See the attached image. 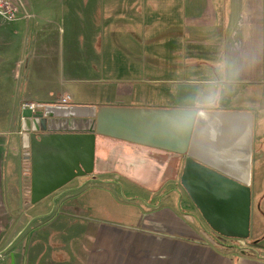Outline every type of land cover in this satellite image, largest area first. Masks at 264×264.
<instances>
[{"label":"crops","instance_id":"0c3cea01","mask_svg":"<svg viewBox=\"0 0 264 264\" xmlns=\"http://www.w3.org/2000/svg\"><path fill=\"white\" fill-rule=\"evenodd\" d=\"M26 4L21 12L32 17L0 19V108H11L0 125H11L17 138L0 132V209L10 166L29 148L18 108L67 96L69 104L97 107L196 109L188 155L252 190L251 235L237 239V246L180 195L184 156L98 136L95 178L73 180L37 203L42 212L32 218L36 225L28 240L53 226L60 250L83 253L68 258L70 264H264V0ZM114 149L123 152L113 158ZM172 170L175 175L158 186L134 179L140 173L162 183L163 173ZM106 173L132 178H97ZM168 182L172 188L163 193ZM13 189L14 184L6 200L15 199ZM94 194H111L126 210L137 208L136 219L94 217L89 213L96 204L78 201L87 195L93 200ZM26 250L33 259L39 252L35 245Z\"/></svg>","mask_w":264,"mask_h":264},{"label":"water","instance_id":"95a60500","mask_svg":"<svg viewBox=\"0 0 264 264\" xmlns=\"http://www.w3.org/2000/svg\"><path fill=\"white\" fill-rule=\"evenodd\" d=\"M198 111L185 108L37 103L21 114L29 139L31 203L95 171L98 136L184 156L182 185L223 237L251 235L252 190L188 155ZM14 264V256L12 258Z\"/></svg>","mask_w":264,"mask_h":264},{"label":"rangeland","instance_id":"374dc122","mask_svg":"<svg viewBox=\"0 0 264 264\" xmlns=\"http://www.w3.org/2000/svg\"><path fill=\"white\" fill-rule=\"evenodd\" d=\"M45 0H36L38 3H43ZM59 1V0H58ZM15 2L21 7L22 4H26V0H15ZM27 5V4H26ZM27 11V10H26ZM23 15V16H22ZM32 15L28 12H25V14L20 13L19 17L14 20L17 21L21 18H30ZM9 21V20H4ZM9 21V22H14ZM20 59H22V55L19 56ZM197 92V89L195 90ZM137 102V101H135ZM138 103V102H137ZM10 107H3L0 108V117H4V120L6 118L7 113L9 114ZM17 110V109H16ZM20 110V113L23 114L24 110L21 108H18V111ZM12 127L8 123H4L0 125V132L1 135H6V137H12ZM13 138L17 139L15 135H13ZM18 144V141H16ZM124 149V148H123ZM123 152L120 150L114 149L111 151L110 155L113 158L118 157L119 153ZM139 152V151H138ZM26 155L22 156V161L20 162L19 156L16 155L14 158V164L11 167L13 168V175L11 178H9L7 188L3 189V202L2 207L0 209V264H12V255L14 252L15 258H14V264H54V262L57 261H65L68 262L67 264H70L69 262L72 259H68L71 256H74L77 254V258L80 259V256L83 254L79 252L80 249H75L74 247H66L65 250H60L59 247V241L60 240V234L59 231H57L53 226L49 225L46 227V229H40L36 234H33L31 241L28 240V233L32 230L33 227H35V222L33 223L32 218H34V215H37V213L42 212L38 204H32L31 203V193H30V160H29V148L25 152ZM20 162V163H19ZM181 163V159H180ZM115 167V166H114ZM7 167L3 169V181L6 180L7 182ZM94 174L83 176L76 178L75 180L79 182H86L88 180L94 179ZM128 176H124L121 174L116 173H110V174H99L100 176H97V178L102 179H125V178H132V173ZM137 176L134 178L136 180H139V183H149L152 186H158L160 184H163L164 182H167L170 179V176H174L175 172L174 170L168 171L163 173V179L162 183L161 181H158L157 177L152 178L151 176L146 178L140 174L136 173ZM150 174V173H147ZM179 178L178 189L179 193L182 197L185 198V201L192 202V199L189 197L185 187L182 185L181 182V175ZM124 176V177H123ZM6 177V179H5ZM12 184H14V197L15 199H7V190L9 192V189L11 188ZM79 185V184H77ZM174 185V184H173ZM172 188V184L168 182L167 185L163 188V193L167 192ZM65 189H61L56 192V194L64 191ZM118 194L120 197L124 198L126 195L123 193V188H117ZM55 194V195H56ZM75 193L70 194L69 196H73ZM81 203H92V207L94 204H96L97 207H93V211H91L89 214H94V217L103 219V220H115V221H124V222H132L136 219L137 216V208H132L131 210H126V208L123 207V204L116 201L113 195L106 194L103 196H98V194H94V198L92 200V196L87 195L81 197L79 200ZM10 203H13L11 205ZM34 205V206H32ZM9 208V209H7ZM135 209V210H134ZM9 211V212H7ZM46 212H49V209L46 210ZM51 239V243L50 242ZM220 239V238H219ZM231 239V238H228ZM226 241H234L233 243L237 246L240 245V242L237 239H231ZM252 241V239H250ZM29 244H28V243ZM249 243V242H245ZM64 244V243H62ZM36 246L38 248V254L35 259L30 258L28 255H30V252L26 250V247H33ZM249 245V244H247ZM52 246V247H49ZM17 257V258H16ZM56 257V258H55Z\"/></svg>","mask_w":264,"mask_h":264},{"label":"built area","instance_id":"2783aa9c","mask_svg":"<svg viewBox=\"0 0 264 264\" xmlns=\"http://www.w3.org/2000/svg\"><path fill=\"white\" fill-rule=\"evenodd\" d=\"M21 12V7L14 0H0V19L14 21ZM71 97L67 96L63 99L62 103H70ZM37 103L32 101H26L22 104L21 109H31L35 111Z\"/></svg>","mask_w":264,"mask_h":264},{"label":"flooded vegetation","instance_id":"af4514ba","mask_svg":"<svg viewBox=\"0 0 264 264\" xmlns=\"http://www.w3.org/2000/svg\"><path fill=\"white\" fill-rule=\"evenodd\" d=\"M12 258H13V255H12Z\"/></svg>","mask_w":264,"mask_h":264},{"label":"trees","instance_id":"16d2710c","mask_svg":"<svg viewBox=\"0 0 264 264\" xmlns=\"http://www.w3.org/2000/svg\"><path fill=\"white\" fill-rule=\"evenodd\" d=\"M222 241V240H221ZM222 242H224V241H222Z\"/></svg>","mask_w":264,"mask_h":264}]
</instances>
